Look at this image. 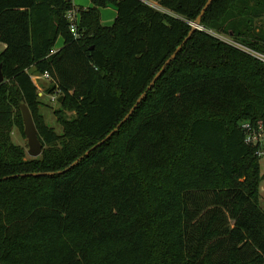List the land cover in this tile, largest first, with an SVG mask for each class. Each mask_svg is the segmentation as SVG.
Here are the masks:
<instances>
[{"label": "trees", "instance_id": "trees-1", "mask_svg": "<svg viewBox=\"0 0 264 264\" xmlns=\"http://www.w3.org/2000/svg\"><path fill=\"white\" fill-rule=\"evenodd\" d=\"M90 1L74 38L72 1L0 0V264H264L260 158L240 130L264 119V64L216 36L264 54V0H213L127 122L58 174L115 129L208 0ZM45 73L61 134L39 110ZM21 105L38 158L11 140ZM32 173L54 174L15 177Z\"/></svg>", "mask_w": 264, "mask_h": 264}, {"label": "water", "instance_id": "water-1", "mask_svg": "<svg viewBox=\"0 0 264 264\" xmlns=\"http://www.w3.org/2000/svg\"><path fill=\"white\" fill-rule=\"evenodd\" d=\"M212 1L213 0H208L207 1V3L205 4L204 8L202 9L200 15L197 17L196 21L192 24L191 31L189 32L188 36L184 39L182 44L177 47V49L170 56V58L164 63V65L161 67V69L158 71V73L155 75V77L152 79V81L148 85L146 91L138 98L136 103L133 105V107L130 109V111L127 113V115L115 127V129H113L102 141L97 143L92 149L87 151L83 156H81L78 160H76L74 163H72L68 168H66L63 171L58 172V174H62L64 172H67L71 168L75 167L81 159H83L84 157H87L91 151L95 150L97 147H99L100 145H102L103 143L108 141L117 132V130L123 124H125L127 122V120L132 116V114L134 113V111L136 110L138 105L145 98L146 93L152 89V87L154 86L156 81L160 78V76L165 71L166 67L171 63L172 60L175 59L176 55L182 49V46L189 40V38L191 37L193 32L195 30H200L201 29L202 16L204 15V13L207 10V8L210 6ZM107 7L110 8V9H113L114 11H117V8L114 5L109 4ZM3 81H4V77H3V74H2V71H1V65H0V84ZM60 101H61V97L58 98L57 102L60 103ZM20 110H21V116H22L23 126H24L23 134H24V136H25V138L27 140V146H28L27 155L30 158H38L41 155V153H42L43 146L40 143V140H39V138L37 136V131H36L35 124L33 122L32 115H31V113H30V111H29V109H28V107L26 105H21L20 106ZM53 174L54 173H32V174H25V175H16L15 177H18V176H21V177H28V176L39 177V176H51ZM4 179H7V178H3V180Z\"/></svg>", "mask_w": 264, "mask_h": 264}, {"label": "rangeland", "instance_id": "rangeland-1", "mask_svg": "<svg viewBox=\"0 0 264 264\" xmlns=\"http://www.w3.org/2000/svg\"><path fill=\"white\" fill-rule=\"evenodd\" d=\"M71 1H72V5H73L75 11L78 10L79 8L86 9L89 6L90 7L92 6L90 0H71ZM148 2H151V1H148ZM155 5L157 6L156 3H155ZM157 7L160 8L159 6H157ZM162 11H164V10H162ZM115 13L116 12L113 9H110L108 7L100 8V21H101V23H103L107 26H109L108 24H110V26H111V24H113V22L115 20V16H114ZM61 44H62V38L59 37L57 39L55 47L57 48ZM2 48H3V45H0V53H1ZM34 82L37 85L38 93H41L40 100H41L43 105L41 106V108L39 110H40L41 115L44 118L45 124L47 126L53 128L57 134H61L62 128L57 123V120H56L54 113H53V110L57 109L58 105L55 102L51 101L49 95L45 94V90L48 87V84L50 83V79L49 78H42L41 80H37ZM69 115H74V114L71 113ZM11 140H12V143L14 145L21 146V147L25 148V151L27 153V150H28L27 140L25 137H23L20 134V132L17 129L12 132ZM259 167H260V175H261V177H263L261 184H260V208L264 212V155L260 158Z\"/></svg>", "mask_w": 264, "mask_h": 264}, {"label": "built area", "instance_id": "built-area-1", "mask_svg": "<svg viewBox=\"0 0 264 264\" xmlns=\"http://www.w3.org/2000/svg\"><path fill=\"white\" fill-rule=\"evenodd\" d=\"M71 1V0H70ZM150 7L162 11L152 2L146 1ZM67 21L69 23L70 33L74 38H78L77 27L79 24V16L77 10L72 9L67 14ZM220 40L225 41L226 43L235 46L244 53L254 57L264 64V54L256 52L246 46L234 42L230 38L216 35ZM42 78H48V75L45 73L43 76H32V81L41 80ZM35 83V82H34ZM52 102L57 103V95L50 96ZM240 130L244 137V144L250 148L255 149V154L258 158H261L264 155V119H259L256 121H245L240 124Z\"/></svg>", "mask_w": 264, "mask_h": 264}, {"label": "crops", "instance_id": "crops-1", "mask_svg": "<svg viewBox=\"0 0 264 264\" xmlns=\"http://www.w3.org/2000/svg\"><path fill=\"white\" fill-rule=\"evenodd\" d=\"M153 3V2H152ZM153 4H155V3H153ZM87 8H90V6L89 7H87ZM86 8V9H87ZM116 12V11H115ZM114 16H115V18H116V13L114 14ZM103 26H107V25H105V24H103V23H101ZM109 26H110V24H108ZM112 25V24H111ZM62 44H63V42H62ZM62 44L59 46V47H55V49L56 50H58V49H60L61 47H62ZM0 45H3V44H0ZM5 49V46L3 45V48H2V50H1V52L3 51ZM41 96V93H39V97Z\"/></svg>", "mask_w": 264, "mask_h": 264}]
</instances>
